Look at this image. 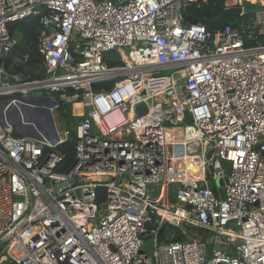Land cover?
Listing matches in <instances>:
<instances>
[{
	"label": "built area",
	"instance_id": "2783aa9c",
	"mask_svg": "<svg viewBox=\"0 0 264 264\" xmlns=\"http://www.w3.org/2000/svg\"><path fill=\"white\" fill-rule=\"evenodd\" d=\"M258 1L224 0L242 20L213 32L185 23L201 0H0V63L18 42L8 26L38 17L46 67L32 81L0 67V99L42 91L52 112L83 109L55 123L52 145L0 117V264H264ZM72 137L74 163L59 173L57 148Z\"/></svg>",
	"mask_w": 264,
	"mask_h": 264
},
{
	"label": "trees",
	"instance_id": "16d2710c",
	"mask_svg": "<svg viewBox=\"0 0 264 264\" xmlns=\"http://www.w3.org/2000/svg\"><path fill=\"white\" fill-rule=\"evenodd\" d=\"M224 10V0H201L200 3L191 5L187 8L185 13V23L188 25L190 22L188 18L196 19L197 21H213L216 20ZM40 31L39 18L33 17L26 20H21L12 23L8 26L9 34L14 37L15 34L19 35L18 42L12 52L5 59L1 60L2 67L13 66L14 73L26 77V81L42 79L45 77V63L44 57L39 52L38 36ZM17 61V65L12 62ZM119 64V62H118ZM113 65V64H109ZM117 65V64H116ZM110 83H101L93 85V91L98 92L108 89ZM69 107V104L59 103L58 110H64ZM65 119L68 120L65 115ZM57 151L63 156V160L57 172H67L74 163V139L73 137L68 140L66 144L57 148ZM211 154V152H208ZM198 233H203L200 229H195ZM169 232L168 228H164L162 235ZM176 241H183L184 237L179 232L176 236Z\"/></svg>",
	"mask_w": 264,
	"mask_h": 264
},
{
	"label": "water",
	"instance_id": "95a60500",
	"mask_svg": "<svg viewBox=\"0 0 264 264\" xmlns=\"http://www.w3.org/2000/svg\"><path fill=\"white\" fill-rule=\"evenodd\" d=\"M240 8H231L224 10L223 13L213 21H197L196 19L188 18L190 24H200L207 30L217 32L226 24H230L235 18L239 17ZM1 67V63H0ZM33 107L32 110L30 109ZM42 106V107H41ZM56 106V101L51 96L36 95L19 98L16 106L11 104L7 99H0V117L1 120H6L15 130L17 135L35 141H47L51 145L57 142L58 135L55 127V122L52 115V109ZM20 111H19V110ZM139 115L145 114L144 105L137 107ZM184 123L190 125L192 123L191 115L185 112ZM35 126L36 130L34 129ZM216 186H221L222 181L217 180ZM213 193L223 199L224 194L221 189L212 188ZM212 238L208 241L207 253L211 252Z\"/></svg>",
	"mask_w": 264,
	"mask_h": 264
},
{
	"label": "rangeland",
	"instance_id": "374dc122",
	"mask_svg": "<svg viewBox=\"0 0 264 264\" xmlns=\"http://www.w3.org/2000/svg\"><path fill=\"white\" fill-rule=\"evenodd\" d=\"M246 10L249 11V12H253V11H256L257 8L256 7H250V6H247L246 7ZM241 18H236V20L234 21V24L237 25L241 22ZM14 38L16 40L19 39V35L18 34H15L14 35ZM13 61V60H12ZM13 65H17V61L14 60L12 62ZM10 69H11V72L14 71V67L13 66H10ZM168 73V72H166ZM18 79L20 81H26L27 78L26 77H22V76H18ZM45 93H43L42 91H34L31 93V95L33 96H36V95H44ZM56 97V96H54ZM52 115H53V119H54V122L57 124V126H59V129H62L63 128V123L65 122L66 124H73L75 123L76 121H78L79 119H81L83 117V109L79 106V104H69V107L67 109H64V110H54L52 112ZM65 115L67 118H70L68 120L65 119ZM197 146V145H195ZM206 160H207V168L208 170L211 172L213 171V168H212V158H211V154H207L206 155ZM150 241L149 239L145 240V246H144V251L146 252H149L150 248ZM5 247H0V253L3 251ZM6 261H8V258L6 257Z\"/></svg>",
	"mask_w": 264,
	"mask_h": 264
},
{
	"label": "crops",
	"instance_id": "0c3cea01",
	"mask_svg": "<svg viewBox=\"0 0 264 264\" xmlns=\"http://www.w3.org/2000/svg\"><path fill=\"white\" fill-rule=\"evenodd\" d=\"M1 67H2V64H1ZM2 68L8 74H13L14 73L13 71H12V73H10L11 72L10 66H8V67L5 68L4 65H3ZM195 145H196L195 143H192L191 146H190L192 152H195L196 151L197 146H195ZM194 172H197L196 169H194Z\"/></svg>",
	"mask_w": 264,
	"mask_h": 264
},
{
	"label": "bare ground",
	"instance_id": "6f19581e",
	"mask_svg": "<svg viewBox=\"0 0 264 264\" xmlns=\"http://www.w3.org/2000/svg\"><path fill=\"white\" fill-rule=\"evenodd\" d=\"M249 2V4H252V5H257V4H260L261 2L258 1V0H247Z\"/></svg>",
	"mask_w": 264,
	"mask_h": 264
}]
</instances>
